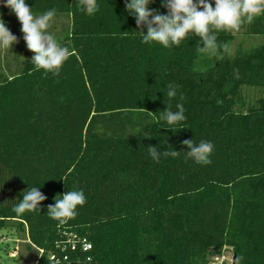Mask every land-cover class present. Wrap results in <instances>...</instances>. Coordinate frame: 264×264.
I'll use <instances>...</instances> for the list:
<instances>
[{
	"label": "trees",
	"instance_id": "16d2710c",
	"mask_svg": "<svg viewBox=\"0 0 264 264\" xmlns=\"http://www.w3.org/2000/svg\"><path fill=\"white\" fill-rule=\"evenodd\" d=\"M26 3L34 16L54 9L68 18L60 45L73 54L56 75L31 58L0 73V229L26 234L33 264H56L52 254L79 264H208L223 247L235 264H264V96L247 111L233 99L242 85L264 89V42L232 52L236 35L215 31L218 52L208 56L192 33L170 48L144 43L126 0H97L91 16L79 0ZM148 7L168 12L162 0ZM13 12L0 0L4 19ZM245 24L264 38V14ZM170 82L178 87L169 107L183 103L186 117L176 131L160 119ZM185 139L212 142V163L187 158ZM32 187L47 199L17 215ZM72 190L86 202L60 224L47 205Z\"/></svg>",
	"mask_w": 264,
	"mask_h": 264
},
{
	"label": "clouds",
	"instance_id": "9594fccd",
	"mask_svg": "<svg viewBox=\"0 0 264 264\" xmlns=\"http://www.w3.org/2000/svg\"><path fill=\"white\" fill-rule=\"evenodd\" d=\"M152 2L153 0H126V11L136 18V24L143 33L144 43L157 42L165 48H170L173 45L178 46L181 40L192 33L202 42L197 51L208 56H215L218 52L216 35L213 34L215 31H239L242 24L253 23L256 17L264 14V0H215V7L210 0H162V7L168 9L167 14L149 9L148 5ZM6 6L14 11L22 24L21 31L24 33L26 46L34 53L31 62L35 69H43L45 76L48 73L58 74L63 63L73 53L67 47L59 45L47 31L55 10L34 16L26 0H6ZM78 6L90 16L99 10L97 0H79ZM145 25L146 32L143 30ZM17 42L18 37L13 35L0 19V48H12ZM222 47L225 52L229 51L228 44L225 43ZM177 87L178 85L171 82L167 85V107L160 117L174 131V126L186 119L183 103H177L178 111L175 112L169 107L168 102L177 96ZM182 143L190 149L186 151L187 158L202 166L212 163V142L201 140L196 144L194 139H185ZM148 151L151 157L159 162L161 154L157 149L149 147ZM162 155L165 158H176L179 151L166 150ZM22 195L23 198L13 208L17 215L33 212L37 208L41 210L40 202L47 199L38 187L28 188ZM54 199L55 204L47 205V215L60 224L73 219L77 206L86 202L83 190L67 191L58 194Z\"/></svg>",
	"mask_w": 264,
	"mask_h": 264
},
{
	"label": "rangeland",
	"instance_id": "374dc122",
	"mask_svg": "<svg viewBox=\"0 0 264 264\" xmlns=\"http://www.w3.org/2000/svg\"><path fill=\"white\" fill-rule=\"evenodd\" d=\"M215 7V0H210ZM16 14L13 12L7 19H4V14L0 13V19L5 23V26L18 37V42L14 43L12 48H0V73L11 74L17 72L28 58H32L34 53L30 51L24 40V33L21 31L22 24L17 20ZM68 24L66 16L54 15L50 21L48 32L54 36V39L60 45L64 37V28ZM236 35V39L231 45V51L234 52L239 42H243L245 46H250L255 43L264 42L262 37L249 36L248 24H242L239 31L232 32ZM264 96L262 87L242 85L233 95L234 108L238 111H247L252 107L260 106V99ZM28 239L24 232H17L11 228L0 229V262L12 264L13 258L17 257L22 264H33L37 255V251L29 249ZM7 247V250H6ZM234 250L231 247H223L214 249L209 257L208 264H233Z\"/></svg>",
	"mask_w": 264,
	"mask_h": 264
},
{
	"label": "built area",
	"instance_id": "2783aa9c",
	"mask_svg": "<svg viewBox=\"0 0 264 264\" xmlns=\"http://www.w3.org/2000/svg\"><path fill=\"white\" fill-rule=\"evenodd\" d=\"M72 248L74 251L77 250V246L76 244H73L72 245ZM81 249L85 252L89 251L92 249V244L86 240H83L81 242ZM51 259L55 261L56 264H61V263H64V264H79V256L78 257H75V259L71 260L70 258V255L69 254H65L63 256H60V255H57V254H52L51 255Z\"/></svg>",
	"mask_w": 264,
	"mask_h": 264
},
{
	"label": "water",
	"instance_id": "95a60500",
	"mask_svg": "<svg viewBox=\"0 0 264 264\" xmlns=\"http://www.w3.org/2000/svg\"><path fill=\"white\" fill-rule=\"evenodd\" d=\"M236 263V256L234 255L233 264Z\"/></svg>",
	"mask_w": 264,
	"mask_h": 264
}]
</instances>
